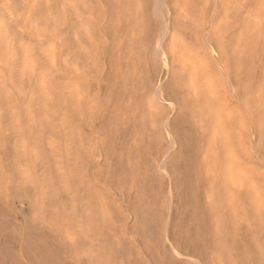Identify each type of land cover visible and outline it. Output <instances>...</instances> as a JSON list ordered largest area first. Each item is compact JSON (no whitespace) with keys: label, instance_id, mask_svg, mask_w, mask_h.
<instances>
[{"label":"rangeland","instance_id":"obj_1","mask_svg":"<svg viewBox=\"0 0 264 264\" xmlns=\"http://www.w3.org/2000/svg\"><path fill=\"white\" fill-rule=\"evenodd\" d=\"M263 66L264 0H0V238L67 264L263 261Z\"/></svg>","mask_w":264,"mask_h":264},{"label":"bare ground","instance_id":"obj_2","mask_svg":"<svg viewBox=\"0 0 264 264\" xmlns=\"http://www.w3.org/2000/svg\"><path fill=\"white\" fill-rule=\"evenodd\" d=\"M68 6V5H67ZM69 7V6H68ZM71 11V10H70ZM172 29V28H171ZM173 31V30H172ZM171 31V32H172ZM11 39V37H10ZM10 41V40H9ZM174 42V40H173ZM252 50V49H251ZM243 51V50H242ZM260 61V60H259ZM253 63V62H252ZM236 64V63H235ZM263 65V64H261ZM244 66V65H243ZM249 67V66H248ZM264 67V66H263ZM261 68V67H260ZM20 73H24V71L26 70L25 66H20ZM237 70V69H236ZM250 70V69H249ZM253 71V70H252ZM237 72V71H236ZM241 72V71H240ZM252 73V72H251ZM242 75V74H241ZM249 75H247L248 78ZM162 84V83H161ZM39 89V88H38ZM263 90V89H262ZM47 93V92H46ZM120 94V93H119ZM48 95V94H47ZM109 96V95H107ZM263 96V95H262ZM4 97V95H2V98ZM41 97V96H40ZM111 97V96H110ZM116 98V97H115ZM253 98V97H252ZM52 99V98H51ZM112 99V98H111ZM59 101V100H58ZM59 103V102H58ZM264 104V103H263ZM199 106V105H198ZM260 106V105H259ZM262 106V105H261ZM146 107V106H145ZM42 109V114H44L45 110L44 108H47V104L44 103L42 101L41 103V107ZM216 108V107H215ZM259 108V107H258ZM219 109V108H218ZM216 110V109H215ZM53 113V112H52ZM54 114V113H53ZM32 115V114H31ZM263 115V114H261ZM44 118V117H43ZM222 118V117H221ZM206 119V117H205ZM261 119V118H260ZM124 121V120H123ZM172 121V120H171ZM228 121V120H227ZM260 124V123H259ZM258 124V125H259ZM35 125V124H34ZM21 127V125H20ZM19 127V125L17 127H13L11 124L7 123L6 124V128L7 131L10 133L12 130L15 129H21ZM109 127V126H108ZM161 127V126H160ZM36 128V127H35ZM110 128V127H109ZM178 128V127H177ZM22 130V129H21ZM26 130V129H25ZM207 133V132H205ZM211 135V134H210ZM1 136V135H0ZM32 138V136H31ZM2 139V138H1ZM186 142V141H185ZM180 143V142H179ZM23 151V150H22ZM9 152V151H8ZM169 152V151H168ZM12 153V152H11ZM230 153V152H229ZM229 155V154H228ZM21 157V156H20ZM37 157V156H36ZM22 158V157H21ZM34 158V157H33ZM165 159V158H164ZM163 159V160H164ZM34 160V159H33ZM162 160V161H163ZM11 161L13 162V164H17L18 160L15 158H11ZM161 163V162H160ZM163 165V163H162ZM5 166V165H4ZM225 167V166H224ZM160 168V167H159ZM177 170V169H176ZM164 171V170H162ZM165 172V171H164ZM11 174V173H10ZM14 174V173H13ZM12 174V175H13ZM163 175V174H162ZM25 176V175H24ZM21 176V175H17L14 174L13 177H11V185L13 188L18 189V186H22V185H27L28 184H32L34 181L33 179H30L28 177ZM45 179H48V182L51 183V191L48 193V195L46 197H48V206H50L51 209V214L49 215V219L51 220V224H53L54 226L58 225L59 221L62 220V217H59V215L57 216V212H58V206L64 201L63 198L61 197V193L57 192L55 189V184L57 183L58 179L56 178V176L53 175H47ZM21 184V185H20ZM173 184V183H171ZM139 187V186H138ZM130 192V191H129ZM15 194V193H14ZM67 194V193H66ZM68 197L72 194H67ZM132 196V195H131ZM14 197V196H13ZM23 198V199H20ZM28 200L29 201V208L33 207L32 203L34 204L35 202H37L39 200V191L38 188L36 186H33L32 190L28 191L26 196H21L19 197V200ZM62 200V201H61ZM23 201H20V204L23 203ZM131 201V200H130ZM140 201V200H139ZM27 203V202H26ZM169 205V204H168ZM232 207V206H231ZM22 208V207H21ZM34 208V207H33ZM78 208L77 205H75L74 203L70 202V201H66L65 204L63 205V215L65 216L64 218H70V213L73 210H76ZM161 208V207H160ZM169 208V207H168ZM158 210V209H157ZM142 211V210H141ZM30 212V211H28ZM37 212V210L34 211V213ZM31 213V212H30ZM29 214V213H28ZM83 214V213H82ZM81 216V215H80ZM3 217V216H2ZM82 217V216H81ZM6 217H3V219H5ZM102 218V217H101ZM83 219V218H82ZM66 220V219H65ZM63 221V220H62ZM102 221V220H101ZM87 222V221H84ZM160 222V221H159ZM65 231L67 233V236H69L68 238H66L67 242L69 243V246H78L79 248H83L85 246L84 241L82 239L79 240H72V238L74 237V232L77 231L78 228V223L77 222H73L72 220H68L65 223ZM83 225V224H82ZM103 225V224H102ZM214 226V224H213ZM77 229V230H76ZM82 229V228H81ZM88 230V229H87ZM238 230V229H237ZM28 231V230H27ZM27 231H22L21 228H19V226L16 228V230L14 231V234H17L18 237L15 239H9L5 237L0 238V264H67L69 263V259L73 256L71 254H69L67 257H65L64 259H61L57 256L56 253H53L51 255H47L50 256L47 259H43V254H38L36 252V250L38 249V246H44V244L46 243V241H44L43 237H37L34 238L33 236L30 235H24L25 232ZM39 231V230H38ZM30 232V231H29ZM3 233H7V231H5ZM194 235V234H193ZM71 237V238H70ZM112 237V236H111ZM197 238V237H196ZM198 239V238H197ZM258 239V238H257ZM261 242L263 240V238H260ZM113 240V239H112ZM87 241V239H86ZM13 242L15 243H20L18 245V252L15 253H9V249L10 248V244H12ZM111 242V241H110ZM190 242V241H189ZM191 243V242H190ZM195 243V242H194ZM114 244V243H113ZM182 244V243H181ZM13 245V244H12ZM264 245V244H263ZM115 246V245H114ZM113 246V247H114ZM118 246V245H117ZM255 247H260L257 243H255ZM78 248V249H79ZM94 248V247H93ZM172 248V247H171ZM95 249V248H94ZM93 250V249H92ZM115 251V250H114ZM82 252V251H81ZM83 253H85L83 251ZM47 254V253H45ZM104 254H105V259L107 258V251L104 248ZM247 254V253H246ZM201 255V254H200ZM125 251L123 250L122 252L120 251L119 255H115L113 258H107L104 264H125ZM192 256V255H191ZM261 258H263V253H260ZM26 257V260L25 258ZM30 258V260H29ZM39 258H42V260H40ZM11 259V260H10ZM191 259V258H190ZM101 254H98L95 260V264H102L103 262L101 261ZM199 260V259H197ZM82 261H85L82 260ZM194 261V260H193ZM195 262V261H194ZM204 262H206L204 260ZM263 262L264 264V260L262 261V259H258V261H255L256 264H261ZM85 263V262H84ZM158 262L156 261L154 254L150 251V264H157ZM197 263V262H196Z\"/></svg>","mask_w":264,"mask_h":264}]
</instances>
